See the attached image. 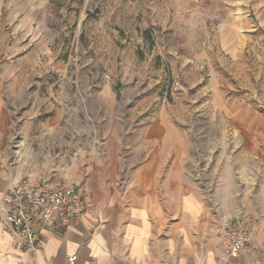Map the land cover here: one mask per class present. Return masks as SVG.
Segmentation results:
<instances>
[{"label": "rangeland", "instance_id": "1", "mask_svg": "<svg viewBox=\"0 0 264 264\" xmlns=\"http://www.w3.org/2000/svg\"><path fill=\"white\" fill-rule=\"evenodd\" d=\"M163 133L255 240L264 0H0V195L22 176L123 194L128 156Z\"/></svg>", "mask_w": 264, "mask_h": 264}, {"label": "crops", "instance_id": "2", "mask_svg": "<svg viewBox=\"0 0 264 264\" xmlns=\"http://www.w3.org/2000/svg\"><path fill=\"white\" fill-rule=\"evenodd\" d=\"M195 1L177 0L189 6ZM155 137L152 142L142 137L128 156L125 193L101 197L83 184L91 210L68 228L45 231L36 264H264V211L257 249L226 253L219 231L229 216L208 197L204 182L187 175L189 152H183L181 138L173 139L171 148L168 133ZM74 253L77 260L70 261ZM31 258L14 245L0 219V264H26Z\"/></svg>", "mask_w": 264, "mask_h": 264}, {"label": "built area", "instance_id": "3", "mask_svg": "<svg viewBox=\"0 0 264 264\" xmlns=\"http://www.w3.org/2000/svg\"><path fill=\"white\" fill-rule=\"evenodd\" d=\"M89 189L83 184L54 182L49 178L22 176L0 195V219L13 235V243L31 252L26 264H36L45 231L70 227L91 210ZM257 219L250 214L234 216L220 228L226 253L235 255L253 248ZM77 253L69 256L77 260Z\"/></svg>", "mask_w": 264, "mask_h": 264}]
</instances>
